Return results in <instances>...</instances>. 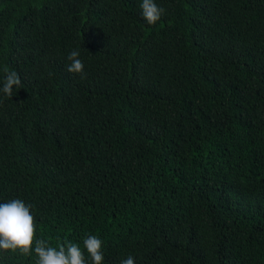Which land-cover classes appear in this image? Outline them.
Returning a JSON list of instances; mask_svg holds the SVG:
<instances>
[{"label": "trees", "instance_id": "trees-1", "mask_svg": "<svg viewBox=\"0 0 264 264\" xmlns=\"http://www.w3.org/2000/svg\"><path fill=\"white\" fill-rule=\"evenodd\" d=\"M154 2L0 0V203L87 264H264V0Z\"/></svg>", "mask_w": 264, "mask_h": 264}, {"label": "clouds", "instance_id": "clouds-1", "mask_svg": "<svg viewBox=\"0 0 264 264\" xmlns=\"http://www.w3.org/2000/svg\"><path fill=\"white\" fill-rule=\"evenodd\" d=\"M140 7L142 16L149 25L156 24L165 11L158 7L154 0H142ZM67 59L70 63L67 64L66 71L84 78V64L80 59V52L71 51ZM21 86L22 81L17 72L11 71L6 74L0 91L11 97L13 89H19ZM34 242V252L38 257L37 264H87L84 251L76 243L65 239L57 250L43 239L36 240V224L31 214V205L25 204L20 199L0 203V250L12 252L19 250L23 255H30ZM102 244L103 241L95 235H88L83 240L84 249L91 258L92 264H103ZM121 264H135V259L128 256L121 260Z\"/></svg>", "mask_w": 264, "mask_h": 264}]
</instances>
